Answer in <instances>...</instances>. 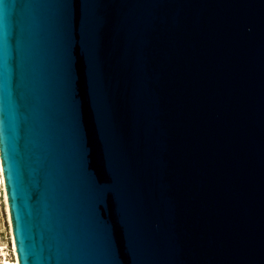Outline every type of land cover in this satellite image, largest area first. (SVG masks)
Wrapping results in <instances>:
<instances>
[{
    "label": "water",
    "instance_id": "1",
    "mask_svg": "<svg viewBox=\"0 0 264 264\" xmlns=\"http://www.w3.org/2000/svg\"><path fill=\"white\" fill-rule=\"evenodd\" d=\"M0 158L19 264H264V0H0Z\"/></svg>",
    "mask_w": 264,
    "mask_h": 264
},
{
    "label": "rangeland",
    "instance_id": "2",
    "mask_svg": "<svg viewBox=\"0 0 264 264\" xmlns=\"http://www.w3.org/2000/svg\"><path fill=\"white\" fill-rule=\"evenodd\" d=\"M10 221L9 207L5 197L4 186L0 184V246L5 248L8 260L16 263L14 239ZM0 252V264L2 263Z\"/></svg>",
    "mask_w": 264,
    "mask_h": 264
},
{
    "label": "bare ground",
    "instance_id": "3",
    "mask_svg": "<svg viewBox=\"0 0 264 264\" xmlns=\"http://www.w3.org/2000/svg\"><path fill=\"white\" fill-rule=\"evenodd\" d=\"M0 184L4 186L5 197H6V201H7V193H6V188H5V180H4V175H3V167L1 164V158H0ZM14 249H15V254H16L15 255L16 256V263H12L11 261L8 260L7 254L5 252V248L0 246V252H1V255L3 257L1 264H19L15 243H14Z\"/></svg>",
    "mask_w": 264,
    "mask_h": 264
}]
</instances>
